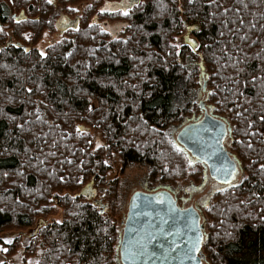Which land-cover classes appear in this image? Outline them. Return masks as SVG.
<instances>
[{"label": "trees", "instance_id": "16d2710c", "mask_svg": "<svg viewBox=\"0 0 264 264\" xmlns=\"http://www.w3.org/2000/svg\"><path fill=\"white\" fill-rule=\"evenodd\" d=\"M86 1L0 0V232L36 226L27 252L36 264H121L126 216L112 171L146 163L169 187L203 177L167 134L190 113L178 107V63L191 56L204 66L211 114L232 128L226 148L244 175L204 215V264H264V0L127 1L112 13L94 0L66 32L72 39L45 56L4 44L2 28L28 46L29 33L55 30ZM198 74L188 79L191 98ZM91 182L101 199L80 196ZM54 205L63 220L39 226Z\"/></svg>", "mask_w": 264, "mask_h": 264}, {"label": "water", "instance_id": "95a60500", "mask_svg": "<svg viewBox=\"0 0 264 264\" xmlns=\"http://www.w3.org/2000/svg\"><path fill=\"white\" fill-rule=\"evenodd\" d=\"M15 19L20 22L26 17L22 13ZM79 24L80 19L77 17L75 20L64 23L60 30L64 33L70 30L77 31ZM16 47L24 48L26 52L30 51L29 48L20 44ZM200 67L201 76H206L202 63ZM205 90L206 85L204 86ZM202 109H204L203 106ZM231 132L232 128L227 120L205 112L202 118L183 127L177 134V145L189 158L204 167L203 183L209 175L219 184L230 185L221 183L222 174L215 172L214 166L220 168L224 165L231 166L234 164L238 172L240 163L236 157L228 152L225 146L226 139L231 135ZM218 140L220 141L219 144H217ZM206 143H211L213 148L218 149L219 152L217 156H213L208 159L207 163H204L208 152L212 151V149L204 150ZM96 193L94 182H91L83 189L80 196L94 200ZM159 199H163V202H157ZM98 202L100 203V201ZM193 218L199 220V232L203 235V240L198 251L192 254L195 259H189L185 255V251L191 247L189 237L196 235V233L188 231ZM41 223L42 221L38 225L40 226ZM203 242L204 226L201 224L199 211L194 207L185 210L179 209L172 190L163 187L152 192L137 191L132 195L117 252L121 264H204ZM173 247L176 248L175 251L171 250Z\"/></svg>", "mask_w": 264, "mask_h": 264}, {"label": "rangeland", "instance_id": "374dc122", "mask_svg": "<svg viewBox=\"0 0 264 264\" xmlns=\"http://www.w3.org/2000/svg\"><path fill=\"white\" fill-rule=\"evenodd\" d=\"M127 1L137 2V0H111V1L107 0L102 5L101 9L108 13L124 11L128 7ZM139 1L140 0H138V2ZM93 2L94 0H87L82 5L71 6L73 12L75 13L69 17L62 19V21L75 20L77 17H79L81 23L84 11L86 10L87 7L91 6ZM62 21L61 20L58 21L55 30L45 29L37 36H35L32 33H29L28 35L31 37L30 40L31 44L28 46H25L19 41L15 40L12 37V33H13L12 29L6 26L2 28V30H4V32L7 34V41L4 44L6 46L10 44H14V45L20 44L25 48H29L30 50L32 49L36 50L40 54H43L42 56H45L47 54V51L51 47L61 42L68 41L73 37L71 34H66V32L62 33L61 31H59V27ZM103 25L104 27H107L105 23ZM114 36L116 37L117 35L115 34ZM182 39L183 37L179 38L176 43L179 49L181 48L180 46ZM198 64L200 63H195L194 59H192L191 56H189L185 61L178 63V65L186 71V75L182 78V81L180 83V91H179L180 96L178 101L179 102L178 107L179 110H181V113L184 112V110L190 111V113L184 115L180 123L172 126L167 130V134L169 138L175 142H176L177 134L183 127L195 122L194 120L197 118L199 119L202 118L205 112L211 114V111L208 106V94L210 90L208 87V78L207 76L204 77L201 76L202 70L201 68L198 67ZM197 68L199 69V74H198L199 85L194 91L195 94L194 96L195 99H194L191 98V95L185 93L188 90V88L189 90H191V88L188 86V79L191 73L194 72ZM205 85H206V90L204 91ZM202 106H204V108L206 109L205 111L202 110ZM39 116L42 119H46L43 111H39ZM91 132L93 134H97L96 145L99 146V144L102 143V141L100 140L101 136H99V133L95 130L93 131L91 130ZM229 142H230V138H227L225 142V146H227ZM193 169L195 168L193 167ZM196 169H201L203 173V168H201L200 166L196 167ZM160 173L161 172L158 168L148 165L146 163L134 164L128 166L123 171L120 170V168L117 169L116 167L110 174L111 177H119L118 178L119 192L117 197L118 210L116 211L118 213L119 211H121L126 216L130 198L137 191L152 192V191L160 190L163 187H168L172 190L174 196L177 195V198L180 201V205H182L184 208L187 209L190 207H200V209L203 212V218H204V215L206 217V211L214 203L213 196L218 191L225 188V185L219 184L218 182L213 180L209 175L207 176V180L205 181V183H203V177L201 176V179L196 183L191 182L189 180L186 182L185 181L180 182V184L177 186L169 187L166 186L161 181ZM243 177H244L243 173H241L238 170L235 179L232 181V184L240 183ZM95 190L97 191V199H101L100 191L103 192V189L95 188ZM104 204H106V202H104ZM63 212H64L63 209L57 207L56 205H54L53 207H49V206L44 207L41 210L42 215L39 217L38 224L41 221L55 220L60 222L63 220ZM204 222H205V218L202 220V223ZM34 231H36V226L31 229H19L15 227H9L4 229L2 232H0V264H36V260H35L36 257L27 254V252H29L30 250L31 243L35 235L33 233ZM202 253L204 256L203 246H202Z\"/></svg>", "mask_w": 264, "mask_h": 264}, {"label": "snow or ice", "instance_id": "6c2138e0", "mask_svg": "<svg viewBox=\"0 0 264 264\" xmlns=\"http://www.w3.org/2000/svg\"><path fill=\"white\" fill-rule=\"evenodd\" d=\"M49 3L52 2V0H48ZM128 13L125 12L124 15H127ZM19 23V21H17ZM43 55V54H41ZM262 120H264V117H261ZM77 131H82L80 129H78ZM220 141H217V144H219ZM208 149H212V151L208 152L207 158L204 160V163L208 162V159H211L213 156H217L219 150L213 148V145L211 143H206L204 145V150L207 151ZM261 169L264 170V165L261 166ZM214 171L217 173H221L222 174V179H221V183H225V184H232V181L235 179L236 174H237V169L236 166L234 164H231V166L228 165H224L220 168H215L214 166ZM236 186V185H233ZM191 191V190H190ZM157 202H163V199H159ZM166 223V221H164ZM189 232H194L196 233L195 237H189V242L191 244V247H188L186 249V251L184 249H181L182 251H185V255L189 258V259H195V257L192 255L194 252L198 251L199 249V245L203 240V235L199 232V220L198 218H193L191 220V224L190 227L188 229ZM177 247H179L177 245ZM146 250V249H145ZM172 251H175L176 248L173 247L171 249Z\"/></svg>", "mask_w": 264, "mask_h": 264}, {"label": "flooded vegetation", "instance_id": "af4514ba", "mask_svg": "<svg viewBox=\"0 0 264 264\" xmlns=\"http://www.w3.org/2000/svg\"><path fill=\"white\" fill-rule=\"evenodd\" d=\"M23 13V12H22ZM21 13V14H22ZM20 14V15H21ZM24 14V13H23ZM19 15V16H20ZM25 15V14H24ZM16 14H14L13 15V18L15 19L16 18ZM69 22V20H64V21H62V23H61V25H60V27H59V31H61L60 30V28H61V26L64 24V23H68ZM62 32V31H61ZM62 33H64V32H62ZM204 107V106H203ZM203 111H205L206 109L204 108V109H202ZM197 120H199V118H197V119H195L194 121H197ZM193 163H194V166H200L201 168H203V174H204V167L201 165V164H198L196 161H193ZM174 195V194H173ZM175 198H176V200H177V206H178V208L179 209H181V210H185V209H187V208H184L182 205H180V201H179V199L177 198V195H175L174 196ZM194 208H196L198 211H199V213L201 214V224L203 225V223H202V220H203V212H202V210L200 209V207H194ZM204 226V225H203Z\"/></svg>", "mask_w": 264, "mask_h": 264}]
</instances>
